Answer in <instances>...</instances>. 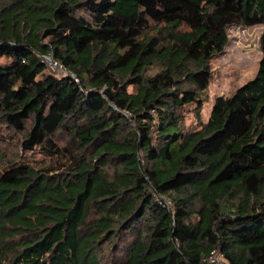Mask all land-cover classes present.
I'll use <instances>...</instances> for the list:
<instances>
[{
  "label": "trees",
  "instance_id": "trees-1",
  "mask_svg": "<svg viewBox=\"0 0 264 264\" xmlns=\"http://www.w3.org/2000/svg\"><path fill=\"white\" fill-rule=\"evenodd\" d=\"M235 25L264 0H0V264H264V31L184 121Z\"/></svg>",
  "mask_w": 264,
  "mask_h": 264
},
{
  "label": "rangeland",
  "instance_id": "rangeland-1",
  "mask_svg": "<svg viewBox=\"0 0 264 264\" xmlns=\"http://www.w3.org/2000/svg\"><path fill=\"white\" fill-rule=\"evenodd\" d=\"M263 31V25L253 27L235 25L228 27L229 43L227 47L221 54L214 56L210 61L213 76L207 91L203 94L206 101L201 110V120H198L196 116L195 106L187 107L184 111V121L187 129L197 128L200 123H207L217 97H230L239 87L256 76L262 59L260 40ZM48 62L54 74L57 76L66 74L53 61L48 60ZM129 89L132 91V88ZM1 149L9 158L15 156L16 152L11 144L2 145ZM26 155L24 154V157ZM33 155V157H30V161L33 162L29 163H35L36 160L38 165L43 163L38 154Z\"/></svg>",
  "mask_w": 264,
  "mask_h": 264
},
{
  "label": "built area",
  "instance_id": "built-area-1",
  "mask_svg": "<svg viewBox=\"0 0 264 264\" xmlns=\"http://www.w3.org/2000/svg\"><path fill=\"white\" fill-rule=\"evenodd\" d=\"M127 115H130L127 113ZM206 264H227L225 256L220 251H214L208 257Z\"/></svg>",
  "mask_w": 264,
  "mask_h": 264
},
{
  "label": "water",
  "instance_id": "water-1",
  "mask_svg": "<svg viewBox=\"0 0 264 264\" xmlns=\"http://www.w3.org/2000/svg\"><path fill=\"white\" fill-rule=\"evenodd\" d=\"M48 60L52 62L53 61V58L52 57H49Z\"/></svg>",
  "mask_w": 264,
  "mask_h": 264
}]
</instances>
